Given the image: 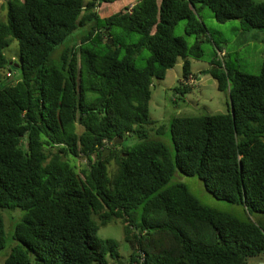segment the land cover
Segmentation results:
<instances>
[{
    "label": "trees",
    "instance_id": "1",
    "mask_svg": "<svg viewBox=\"0 0 264 264\" xmlns=\"http://www.w3.org/2000/svg\"><path fill=\"white\" fill-rule=\"evenodd\" d=\"M117 1L4 0L0 252L3 212L23 216L0 264H119L116 241L98 236L114 220L123 226L130 264H250L264 256V220L210 209L174 177L178 171L197 177L217 200L264 217V62L258 74L221 64L222 49L213 42L209 74L230 103L223 113L174 116L173 154L148 136L155 126L149 105L152 82L178 59L184 82L193 77L190 61L203 58L208 35L201 9L217 23L236 20L243 32L264 31V2L137 0L131 9L99 17L102 4ZM180 21L194 37L191 46L173 35ZM80 28L88 32L79 45L62 46L54 59ZM12 41L19 46L16 61L5 56ZM184 82L181 94L189 91ZM133 137L138 142L125 145ZM116 139L122 144L102 158ZM79 158L86 164L77 166Z\"/></svg>",
    "mask_w": 264,
    "mask_h": 264
},
{
    "label": "rangeland",
    "instance_id": "2",
    "mask_svg": "<svg viewBox=\"0 0 264 264\" xmlns=\"http://www.w3.org/2000/svg\"><path fill=\"white\" fill-rule=\"evenodd\" d=\"M87 1V0H85ZM119 0L112 4H102L98 9L100 18H105L117 11H125L131 9L137 0ZM264 2V0H256ZM6 5L4 0H0V21H6ZM212 12L204 7L198 13L200 20L204 23L208 30L206 40L201 44L203 51V58L201 60H191V72L194 74V83L189 85V91L184 94L177 92L180 87L182 79V60L178 59L176 65L167 72L164 79H156L152 82V98L149 105V117L155 122L154 128L149 129V138L158 139L173 154V145L169 137V123L174 116H189L201 114H218L223 113L230 103L227 92H220L217 90L216 81L211 78L209 69L210 62L214 60V46L213 42L218 44L224 54L225 58L218 55L219 62H229L239 71L258 74L262 62H264V31L251 30L250 32H243L240 23L236 20H230L224 24L217 23L212 16ZM115 32L120 30L116 28ZM87 28H80L71 33L64 43L58 46L55 53L62 46L75 45L77 47L80 43L81 36L87 34ZM174 37H180L191 46L194 43V37L187 35L185 32V22L180 21L174 28ZM190 36V37H189ZM138 36L132 35L131 39L136 40ZM63 48L59 50V53ZM54 53V54H55ZM5 56L8 60L16 61L20 54L19 46L16 41H12L9 48L5 51ZM54 56V55H53ZM52 56V59H53ZM58 61H54L57 63ZM141 65V61L138 62ZM9 71H5L4 76L8 77ZM12 77L7 78L8 81L14 83L16 80V73L11 72ZM18 78V77H17ZM158 127H166L165 131L160 134L154 133ZM138 142L137 138H130L125 141V145H134ZM81 164H86L84 158L77 159L76 165L81 167ZM175 182H181L186 185L189 191L196 197V199L203 205L218 212L230 214L241 221L258 222L264 220L262 215L249 214L241 205H232L229 202L217 200L212 194L208 192L203 182L197 177H189L180 171L174 177ZM6 245L4 250L0 252V263L4 262L5 258L10 254L13 245L14 226L17 219L23 216V213L18 210L4 211ZM22 215V216H21ZM20 216V217H19ZM135 231V230H134ZM98 236L103 239H114L118 245V251L122 258L121 262L130 264V246L124 239L123 226L118 221H112L106 227L101 228ZM140 255V254H138ZM250 264H264V256L249 260ZM134 264H136L134 262Z\"/></svg>",
    "mask_w": 264,
    "mask_h": 264
},
{
    "label": "water",
    "instance_id": "3",
    "mask_svg": "<svg viewBox=\"0 0 264 264\" xmlns=\"http://www.w3.org/2000/svg\"><path fill=\"white\" fill-rule=\"evenodd\" d=\"M109 43L112 44V40H111V39L109 40ZM122 141H123L122 139H116V140H114V142H113L112 144H110V145L108 146L107 150L103 153L102 158H104L107 154H109L110 150H111L115 145H120V144H122ZM119 264H124V263L120 262Z\"/></svg>",
    "mask_w": 264,
    "mask_h": 264
},
{
    "label": "built area",
    "instance_id": "4",
    "mask_svg": "<svg viewBox=\"0 0 264 264\" xmlns=\"http://www.w3.org/2000/svg\"><path fill=\"white\" fill-rule=\"evenodd\" d=\"M218 53H223V52H218ZM223 54H220V56L222 57ZM195 79L193 77H190L187 81H185L184 83L187 84L188 86L191 85L192 83H194ZM140 256H143V254H140ZM141 262V261H140Z\"/></svg>",
    "mask_w": 264,
    "mask_h": 264
},
{
    "label": "crops",
    "instance_id": "5",
    "mask_svg": "<svg viewBox=\"0 0 264 264\" xmlns=\"http://www.w3.org/2000/svg\"><path fill=\"white\" fill-rule=\"evenodd\" d=\"M193 78H194V74H193Z\"/></svg>",
    "mask_w": 264,
    "mask_h": 264
}]
</instances>
